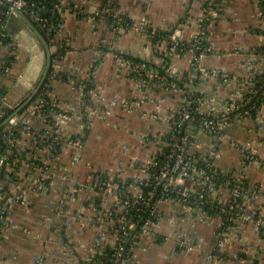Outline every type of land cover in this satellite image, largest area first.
<instances>
[{"label":"crops","instance_id":"0c3cea01","mask_svg":"<svg viewBox=\"0 0 264 264\" xmlns=\"http://www.w3.org/2000/svg\"><path fill=\"white\" fill-rule=\"evenodd\" d=\"M62 2L64 12L59 40L67 48L61 56L57 53V45L51 47L52 53L56 54L53 69L63 78L54 84L52 99L61 109L74 110L63 131L67 136L80 138L83 147L77 150L67 145L51 161L54 178L42 193L29 190L40 174L27 171L23 176L24 167L13 173V179L0 184V193L3 189L15 191L20 187L30 198L28 204H17L12 209L10 225L0 242V264H35L36 257L41 258L40 264H83L98 248V237L105 235L106 240L113 242L105 222L96 225L99 206L98 194L91 187L94 177L101 173L111 180L133 183L145 176L141 161L164 147L159 141V134L164 130L163 120L172 116L184 93L183 89L163 90L154 85L142 88L130 77L128 69H118L114 50L163 66L165 62L154 57L149 40L139 30L143 22L165 29L178 26L184 17L196 19L202 10L195 0H121L122 11L135 21L130 31L117 37L109 31L106 20L99 18L104 0ZM223 7L209 33V42L215 52L202 60L199 68L223 71L240 78L244 74V57L231 50L255 49L264 44V37L258 30L259 15L251 0H226ZM5 25L14 48L11 50L0 43V90H6L0 100L9 108H16L32 92L22 85V76L34 56L22 36L24 30L29 32L27 24L16 16L14 19L7 17ZM194 33L192 25L183 28L185 39H191ZM12 56L15 62L6 72L4 63ZM191 64L190 56L179 58L175 68L179 80L189 74ZM91 75L106 112L92 118L87 126L78 113L83 102L82 92L74 83L82 84L90 80ZM213 83L210 82L206 95L207 89L201 83L187 85L189 91H200L206 96L203 112L209 111L219 97L229 100L244 93L239 81L234 86ZM115 99L128 100V107L115 104ZM25 121L37 133L49 129L40 116L29 115ZM225 135L216 165L235 175L243 172L251 184L260 188L259 208L264 220V167L259 164L243 167L241 163L242 145H249L264 154V122L256 118L235 122ZM199 137L200 143L193 151L201 155L208 139L202 133ZM17 148L25 156L39 154L48 158V153H38L37 144L28 134L20 138ZM71 182L77 183L73 195L67 192ZM106 201L108 205L114 202L110 197ZM61 204L66 216L62 213L58 218ZM158 210L162 219L141 238L133 253L134 264H249V260L264 247V240L252 229H247L239 234L246 243L234 240L221 251L220 260L214 261L209 256L219 249L220 218L214 216L201 222L195 215L180 217L171 201L159 203ZM183 236L194 237L199 243L198 248L190 252L179 249L176 243Z\"/></svg>","mask_w":264,"mask_h":264},{"label":"built area","instance_id":"2783aa9c","mask_svg":"<svg viewBox=\"0 0 264 264\" xmlns=\"http://www.w3.org/2000/svg\"><path fill=\"white\" fill-rule=\"evenodd\" d=\"M12 5H8V15L15 14V8L21 10L33 23L49 26L48 21L44 19V9L40 8L41 0H8ZM121 2V0H119ZM201 5V15L196 19L184 17L187 22L179 24L174 32L167 38H162L156 43L152 40L157 36L158 32H166L169 28H154L148 22L144 21L140 27V32L147 38L151 44V50L155 58H159L165 62V59H172L168 69L170 76L176 77V63L182 56L178 55L184 52V56H190L192 59V70L189 72L188 79L190 82L198 80L201 86H205V95L209 94L208 88L211 81L213 84L221 82L228 86H234L237 81L243 86L240 89L244 91L243 95L238 98L219 97L216 99L215 105L209 111L203 112L202 107L206 102V96L203 92L185 91L179 100L172 116L164 118V130L159 134V141L163 143L155 154L141 161L145 170V176L138 178L133 183H127L121 180L104 179L96 174L93 182V189L97 194H101L102 199L99 206V215L96 218V225L105 222L111 240H106L104 236L97 241L98 248L94 251L93 257L104 256L105 250L111 248L115 251L112 259L107 263H98L92 258L85 260L86 264H132L133 253L141 241L143 235L149 234L152 228L162 219V215L158 210V205L164 201L174 203L177 213L180 217L190 218L197 216L201 222H207L212 217L217 216L221 220L219 228V249L215 254L209 256L210 259L220 260L221 251L226 245H231L234 240L244 244L246 240L239 236L247 229H252L259 237L264 240V220L261 216L259 202L262 198L260 188L254 184H249L247 188L244 181L247 176L240 172L235 175L231 172H225L216 165L219 157L220 147L226 140L227 129L235 122H244L253 118V111L256 112V119L264 122V103L259 106L258 101L264 97V44L255 49L233 48V54L244 57V74L240 78L230 76L223 71H213L199 68L202 60L214 54V48L209 42V33L212 27L217 23L222 14L223 6L226 0H195ZM221 1V3H220ZM258 11L260 35L264 37V5L262 0H251ZM6 4L0 0V5ZM113 0L107 3V13L109 17H102L106 21L108 18L116 20L117 26H108L109 31L117 34L119 23L125 21L122 17L124 12L122 9L112 7ZM30 7V10H26ZM53 11H57L63 18V2L58 0L54 5ZM192 25L195 33L191 39H185L183 28ZM134 27V26H133ZM132 27V28H133ZM56 26H50L49 32L56 33L54 44L57 47V53L66 50V46L59 40L62 25L57 31ZM153 29L151 33L147 30ZM0 36L9 37L6 25H0ZM208 44H204L206 40ZM11 49V46H9ZM117 67L119 70L128 69L130 77L142 88L148 89L150 85L165 90L179 89L176 84L167 82V78L157 72L153 66L146 63H135L126 58L127 55L118 50H114ZM13 57V56H12ZM9 57L8 59H10ZM152 65L158 66L153 60H145ZM54 63L48 79L40 91V95L30 104L26 117L40 116L48 124L49 129L43 132H35L32 127L25 121V116L13 118L8 125L5 126V133L0 139V174L5 172L4 180L10 181V175L16 173L21 168H26L22 173L26 176V172L39 173L40 178L29 186V190L35 193L44 192L49 186V181L54 178V170L51 161L57 158L63 148L67 145L80 150L83 142L80 138L67 136L63 131L65 122L71 117L72 112L61 109L52 99L51 102L47 98H52L54 84L59 79H63L61 75L54 70ZM166 64V63H165ZM163 66H159L164 68ZM10 67H5V71L9 72ZM261 82V84H259ZM82 92V96H88L91 105L87 107L88 120L85 121L87 126L90 125L91 119L100 117L106 112V105L102 102L96 90L89 91L87 94L86 84L74 83ZM192 85V83L188 84ZM197 85V84H195ZM246 88V90H245ZM194 95H198L194 97ZM115 104L129 105L126 99H115ZM51 105L54 110L46 112V107ZM139 105V104H138ZM79 114L82 115V105H80ZM83 117V115H82ZM0 118L2 112L0 111ZM84 118V117H83ZM254 119V118H253ZM20 128V138L24 134L32 137L37 144L39 152L48 153V158L39 154L24 155L18 148L17 143L20 140L15 139V129ZM202 133L207 139L208 144L203 154L198 155L193 151L200 143L199 134ZM4 144H8L7 147ZM242 166L249 164H259L264 167V154H260L249 145L241 146ZM163 160H159V157ZM17 171V172H18ZM249 181V180H248ZM77 183L71 182L67 192H75ZM92 186V184H91ZM161 198L157 200L158 189ZM145 189H151L146 192ZM176 194L175 198L166 199L169 194ZM66 196L63 194L62 199ZM112 198L113 203L108 205L106 198ZM29 195L26 190L17 187L15 191L2 190L0 193V227L8 228L10 225L9 216L12 209L17 204H28ZM154 205V206H153ZM60 213H64L61 204ZM151 215L156 219H148L139 229L138 221H132L128 218V213L138 208L139 211L152 208ZM68 220V219H67ZM173 223L174 219L171 220ZM68 224V223H67ZM4 236V235H3ZM264 242V241H263ZM132 247L127 250L126 245ZM177 247L183 251L190 252L198 248L199 243L194 237H185L177 240ZM105 260H107L105 258ZM41 258H35V264L41 263ZM249 264H264V247L257 255L249 260Z\"/></svg>","mask_w":264,"mask_h":264},{"label":"trees","instance_id":"16d2710c","mask_svg":"<svg viewBox=\"0 0 264 264\" xmlns=\"http://www.w3.org/2000/svg\"><path fill=\"white\" fill-rule=\"evenodd\" d=\"M58 0H41L40 1V8H43L44 9V14H43V17L44 19H46L48 21V28L47 26H44L43 25H39L37 23H34L37 28L39 29V31L42 33V35L45 37V39L47 40V42L49 43V45L52 47L54 44V41H55V37H56V33H50L49 32V27L50 26H56L57 28V31L59 30L60 26L63 24V18L61 16V14L57 11H53L54 9V5L57 3ZM110 0H104V7H103V10L101 12V14L99 15V18H102V17H109V13H107V3L109 2ZM28 2L30 4H32V2L30 0H28ZM221 3V1H220ZM262 5H264V0H262ZM112 7L113 8H117V9H122V5H121V2L119 0H113V4H112ZM30 10V7H26V10ZM8 5L7 4H3V5H0V25H4L6 23V19H7V13H8ZM125 14V13H124ZM27 17H29L27 14H26ZM125 21L122 22V23H119V30L117 32V37H122V35L126 34L128 31H130L132 29V27L134 26V19L131 17V16H128V14H125L122 16ZM107 22V25L108 26H117V24H115L116 20H113L111 17L108 18V20L106 21ZM187 22V19H181L180 23L179 24H182V23H185ZM178 26H170L169 27V30L166 31V32H158L157 36L152 40L153 43H156L158 40H162V38H167L168 36H170L175 28H177ZM153 31V29H150V30H147L148 33H151ZM0 43H2L3 45L5 46H12L14 43H13V40L12 38L9 36L7 38H3L0 36ZM204 44H208L207 42V38L206 40H204ZM14 47H11V50H13ZM65 51L61 52L60 55L62 56L64 54ZM178 55L184 57L185 53L184 52H180L178 53ZM126 58L134 61L135 63H146L150 66H153V68H155L157 70V72H159V74L163 77H166L167 78V82L170 83V84H176L178 86L179 89H183L185 91H189L188 90V87L187 85L192 83L193 85L197 84L198 83V80H195L193 82H190V80L188 79V74L182 79V80H179L178 77H175V76H170L169 73H168V69L171 65V62H172V59L170 58H167L165 59V67L162 68V67H159V66H155V65H152L151 63L149 62H146L145 60H142V59H138V58H135V57H132L130 55H124ZM181 57V58H182ZM55 58V57H54ZM15 62L14 60V56L11 57L10 59H7L4 63V66H3V69H5V67H11L12 64ZM53 71V70H51ZM93 76L91 75L90 77V80L89 81H85L83 82L82 84H86L87 86V89L85 90V93L87 94L89 91H92V90H96L95 86H94V83H93ZM259 84H261V82H259ZM6 90H0V96L1 97H4L5 95V92ZM45 91L44 89L42 90V92ZM40 95V93L38 94V96ZM37 96V97H38ZM198 95H194V97H197ZM36 97V98H37ZM28 99V98H27ZM26 99V100H27ZM25 100V101H26ZM25 101L23 103H25ZM47 101L48 102H51L52 101V98H47ZM22 103V104H23ZM264 103V97L260 98V100L258 101V104L259 106H261L262 104ZM19 105L17 106L16 108L12 109V108H9L7 107L3 101L0 100V111L2 112V118H0V125L5 121L7 120L10 116H12L16 110H18V108L20 106ZM91 105V100H90V97L88 96H85L83 97V102H82V115L84 117V120L87 121L88 120V112H87V107ZM54 110V108H52V106L49 104L47 107H46V112H52ZM26 111L27 110H24L22 111L21 113V116L25 113L26 115ZM257 117L256 115V112L253 111V118L255 119ZM20 128H17L15 129L16 132L15 135V139H19L20 138V134H19V130ZM5 133V127L3 129L0 130V139L2 138V135ZM75 138V137H74ZM8 146V144H4V146ZM10 148V147H9ZM159 160H163V158L160 156L159 157ZM4 174L5 172H3L2 174H0V181H3L4 180ZM100 176L104 179H107V176L106 175H102L100 174ZM10 178L13 179L14 176L13 174L10 175ZM118 180V179H117ZM250 184V181H244V186L245 188H247ZM162 187H160L158 189V197H157V200L161 198L160 196V191H161ZM151 189H145L146 192H149ZM176 197V194H173V193H169L165 198L166 199H172V198H175ZM98 202L97 204L99 205L100 204V201L102 199V196L101 194H98ZM154 206V205H153ZM152 208H148V209H145L144 211H139L138 208H135L134 210H132L131 212H129L127 215H128V218H130L132 221H138V227L140 229V227L148 220V219H152L154 222H157L156 219L151 215L152 213ZM6 227H0V242L3 240V235H4V231H5ZM64 237H65V234H64ZM132 246L129 244V245H126V248L127 250L130 249ZM105 255H108L107 257H104V256H91L90 258L93 259L94 263L95 262H98V263H107V261L109 259H112L113 255L115 254V251L111 248H108L107 250H105ZM105 258L107 260H105ZM83 264H86V262H83ZM93 264V263H92Z\"/></svg>","mask_w":264,"mask_h":264},{"label":"water","instance_id":"95a60500","mask_svg":"<svg viewBox=\"0 0 264 264\" xmlns=\"http://www.w3.org/2000/svg\"><path fill=\"white\" fill-rule=\"evenodd\" d=\"M2 1L8 5H12L8 0ZM14 10L15 14L8 15L7 17L10 19H14L16 16L21 18L29 27V32L31 35H33L31 37L25 30L22 32V36L31 47L34 56L29 68L22 76V85L27 89L32 90V93L25 103H23L22 106H20L12 116H10L0 125V130L8 125L13 118L20 116L22 111L29 110L30 104L36 99L48 79L53 67L54 57L56 55L52 53L51 46L39 31L37 26L21 10L17 8ZM37 42L43 46V50L40 48Z\"/></svg>","mask_w":264,"mask_h":264},{"label":"rangeland","instance_id":"374dc122","mask_svg":"<svg viewBox=\"0 0 264 264\" xmlns=\"http://www.w3.org/2000/svg\"><path fill=\"white\" fill-rule=\"evenodd\" d=\"M27 34H29V35L31 36V34H30L28 31H27ZM31 37H32V36H31ZM33 38H34V37H33ZM37 44H38V45L40 46V48L43 50V46H41V44L38 43V42H37ZM179 79H180V78H179ZM87 81H89V80H87ZM31 93H32V92H31ZM30 95H31V94H30ZM6 106H7V105H6ZM7 107H8V106H7ZM12 109H14V108H12ZM91 187H92V189H93V187H94L93 184H92ZM58 208H59V210H60V208H61L60 205L58 206ZM58 212H59V213H58L57 217L59 218V217L62 216V214L60 213V211H58ZM63 216H66L65 213H63ZM69 219H70V218H69ZM103 236H105V235H103ZM143 236H145V235H143ZM100 237H102V236H100ZM100 237L97 238V241L99 240ZM70 252H71V251H70ZM134 263H135V261H134V258H133V260H132V264H134ZM118 264H120V263H118Z\"/></svg>","mask_w":264,"mask_h":264}]
</instances>
